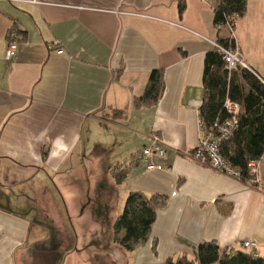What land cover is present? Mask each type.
I'll list each match as a JSON object with an SVG mask.
<instances>
[{"label": "crops", "instance_id": "crops-1", "mask_svg": "<svg viewBox=\"0 0 264 264\" xmlns=\"http://www.w3.org/2000/svg\"><path fill=\"white\" fill-rule=\"evenodd\" d=\"M219 1L0 0V264L45 250L29 241L42 240L44 223L87 192L108 203L166 196L147 245L167 258H193L201 242L233 254L254 241L264 259V161L251 185L192 158ZM10 28L19 45L7 63ZM234 35L246 69L263 80L264 0H246ZM160 68L158 105L135 108ZM152 135L166 147L160 171L138 160Z\"/></svg>", "mask_w": 264, "mask_h": 264}, {"label": "trees", "instance_id": "trees-1", "mask_svg": "<svg viewBox=\"0 0 264 264\" xmlns=\"http://www.w3.org/2000/svg\"><path fill=\"white\" fill-rule=\"evenodd\" d=\"M179 12L184 8L179 2ZM246 13V0H220L213 11V25L217 30L215 47L207 52L203 61V100L198 118L208 130L216 124L233 118L226 102L238 106L234 117L237 126L232 135L220 145V154L227 165L237 171L240 181L248 183V165L264 161V79L251 71L237 66L229 69L221 50L237 48L234 35L236 23ZM165 89L164 69L150 72L145 89L136 96L133 105L137 109L158 105ZM124 171L115 173L118 182ZM167 198L163 195L144 197L131 193L124 203L123 211L114 224L115 235H120L119 245L126 251L143 247L148 240L157 211L164 209ZM162 264H264V259L245 251L233 254L221 251L215 241L201 242L196 254L189 259L185 254L169 257Z\"/></svg>", "mask_w": 264, "mask_h": 264}, {"label": "rangeland", "instance_id": "rangeland-1", "mask_svg": "<svg viewBox=\"0 0 264 264\" xmlns=\"http://www.w3.org/2000/svg\"><path fill=\"white\" fill-rule=\"evenodd\" d=\"M149 145L150 142L146 147ZM139 164L141 166L140 161ZM124 199L115 198L112 203H108L100 195L91 198L87 192L86 197L74 202V206L63 204L59 214V208H56L55 222L50 219L44 223L48 226V233L42 240L32 238L29 241L31 243L34 239L33 242L45 246V250H26L25 259L18 264H80L85 255L82 250L90 249L89 246L94 243L102 245L104 250H114L118 264H162L169 254L167 250H157L153 241L147 245V240L143 247L131 252L119 245L120 235H115L114 224L123 211ZM52 224L59 225L57 230Z\"/></svg>", "mask_w": 264, "mask_h": 264}, {"label": "built area", "instance_id": "built-area-1", "mask_svg": "<svg viewBox=\"0 0 264 264\" xmlns=\"http://www.w3.org/2000/svg\"><path fill=\"white\" fill-rule=\"evenodd\" d=\"M27 3L35 4V1H29ZM235 39V35L232 34ZM18 32L10 28L6 34V48L4 52V61L11 62L17 54L19 45ZM216 45H214L215 47ZM224 54L226 65L229 69H235L237 66L246 68L242 61L240 54L237 50H221ZM62 50L56 51V54L61 55ZM226 107L232 114L230 120H226L222 123L216 124L214 129L208 130L204 127V124L200 118H198V134L197 145L193 150L192 158L201 163L208 165L212 169L225 174L226 176L240 180L239 173L232 169L225 163L220 154V145L224 140L229 138L234 132L237 121L234 118L239 111V108L235 104L226 102ZM166 147L162 141L156 135L150 137V145L142 148L140 151L138 160L144 164V168L147 171L162 170L163 166L161 161L165 159ZM262 161L250 163L248 165V174L250 175L249 184L254 185L257 183L258 167ZM242 250L246 253L257 256L256 243L254 241H247L242 244Z\"/></svg>", "mask_w": 264, "mask_h": 264}, {"label": "flooded vegetation", "instance_id": "flooded-vegetation-1", "mask_svg": "<svg viewBox=\"0 0 264 264\" xmlns=\"http://www.w3.org/2000/svg\"><path fill=\"white\" fill-rule=\"evenodd\" d=\"M89 247L90 249L82 250L85 252V255L80 264H118V258L117 256L115 257L114 250H104L102 245L97 243Z\"/></svg>", "mask_w": 264, "mask_h": 264}]
</instances>
